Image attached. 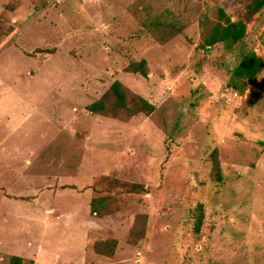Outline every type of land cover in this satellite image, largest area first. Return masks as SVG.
<instances>
[{
  "label": "rangeland",
  "instance_id": "rangeland-1",
  "mask_svg": "<svg viewBox=\"0 0 264 264\" xmlns=\"http://www.w3.org/2000/svg\"><path fill=\"white\" fill-rule=\"evenodd\" d=\"M245 10L0 0V264H264V8L242 41L203 46L221 11ZM249 50L263 69L239 93L229 78ZM140 59L146 77L128 69ZM116 80L153 111H90ZM107 238L111 258L94 250Z\"/></svg>",
  "mask_w": 264,
  "mask_h": 264
},
{
  "label": "trees",
  "instance_id": "trees-1",
  "mask_svg": "<svg viewBox=\"0 0 264 264\" xmlns=\"http://www.w3.org/2000/svg\"><path fill=\"white\" fill-rule=\"evenodd\" d=\"M245 4V16L244 19L231 20L225 15L223 11L220 13L222 19L217 21L209 30L205 36L203 46H212L219 42L224 43H237L242 41L246 34V23L261 9L264 8V0H238ZM4 36H7L10 32L5 31ZM128 69L134 73H140L142 76L148 75V66L145 59L139 61H132L129 64ZM263 69V59L255 51H246L239 62V64L231 71L229 84L239 93H243L248 84L253 83ZM94 113H110L118 114L119 112H125L131 116L137 113L149 114L153 111L154 106L144 97L137 94H130L122 83L118 80L114 81L108 91L100 96L98 100L90 103L87 107ZM216 163V177L220 178L218 161ZM133 191L145 192L147 187L140 183H133L130 186ZM95 196L91 199L90 210L91 213L96 215H104L109 211L105 200V195L102 194V187L96 185L93 187ZM200 222V220H199ZM200 223H197V229H199ZM137 231L132 229L129 233V241L135 242ZM117 240L115 238H107L105 240L97 241L94 243V250L97 254L111 258L116 249ZM24 258L19 255H13L10 257L9 264H23Z\"/></svg>",
  "mask_w": 264,
  "mask_h": 264
}]
</instances>
